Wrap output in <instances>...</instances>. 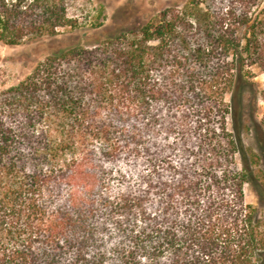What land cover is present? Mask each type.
<instances>
[{
    "label": "trees",
    "instance_id": "1",
    "mask_svg": "<svg viewBox=\"0 0 264 264\" xmlns=\"http://www.w3.org/2000/svg\"><path fill=\"white\" fill-rule=\"evenodd\" d=\"M227 1L62 47L0 91V264H264L258 157L228 126L263 24L242 48ZM66 10L0 0V42L72 31Z\"/></svg>",
    "mask_w": 264,
    "mask_h": 264
},
{
    "label": "rangeland",
    "instance_id": "2",
    "mask_svg": "<svg viewBox=\"0 0 264 264\" xmlns=\"http://www.w3.org/2000/svg\"><path fill=\"white\" fill-rule=\"evenodd\" d=\"M189 1L67 0V16L77 22L74 30H63L56 38L27 41L18 46L0 42V91L16 85L38 62L62 47L76 43L88 46L128 29L140 30L150 21H162L168 16L172 18ZM227 5L236 13L238 10L247 12V23L243 26L237 25L238 15L230 16L227 21L231 30H236L242 48L250 37L248 26L252 22L263 24L262 29L257 30L259 45L256 53L251 46L250 55L247 53V59L239 69L241 78L236 82V91L240 95L234 98L228 126L238 129L244 147L258 157V162L249 166L250 182L245 185L244 192L247 203L256 208L257 216L264 222V0H255L247 11L239 0H228ZM243 19L244 16L240 21ZM97 23H102V26L92 30ZM151 44L155 46L157 42L152 41ZM226 101L229 104V96Z\"/></svg>",
    "mask_w": 264,
    "mask_h": 264
}]
</instances>
